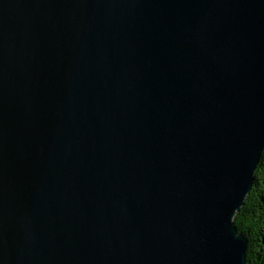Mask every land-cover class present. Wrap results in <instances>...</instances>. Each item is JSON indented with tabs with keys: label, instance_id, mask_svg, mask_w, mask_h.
Wrapping results in <instances>:
<instances>
[{
	"label": "water",
	"instance_id": "95a60500",
	"mask_svg": "<svg viewBox=\"0 0 264 264\" xmlns=\"http://www.w3.org/2000/svg\"><path fill=\"white\" fill-rule=\"evenodd\" d=\"M264 0H0V264H247Z\"/></svg>",
	"mask_w": 264,
	"mask_h": 264
},
{
	"label": "trees",
	"instance_id": "16d2710c",
	"mask_svg": "<svg viewBox=\"0 0 264 264\" xmlns=\"http://www.w3.org/2000/svg\"><path fill=\"white\" fill-rule=\"evenodd\" d=\"M239 232L247 240V264H264V149L253 172V184L234 215Z\"/></svg>",
	"mask_w": 264,
	"mask_h": 264
}]
</instances>
